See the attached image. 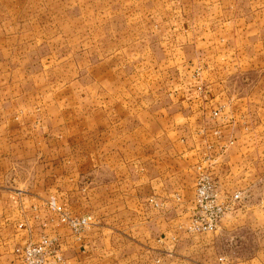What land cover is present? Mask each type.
<instances>
[{
	"label": "crops",
	"instance_id": "1",
	"mask_svg": "<svg viewBox=\"0 0 264 264\" xmlns=\"http://www.w3.org/2000/svg\"><path fill=\"white\" fill-rule=\"evenodd\" d=\"M169 17L160 37L163 78L174 70L180 80L187 78L169 88L170 99H165V82H154L152 68L142 74L135 96L107 98L99 68L93 86L97 98L86 93L75 100L67 92L59 105L63 110L57 100L42 97V85L24 82L19 46H12L20 36L1 29L0 264H11L14 248L38 241L42 233L58 239L66 264H249L242 258L220 262L224 255L186 256L187 251L216 248L223 233L233 237L239 225L248 223L251 209L244 196L216 230H189L199 164H212L226 199L244 190L243 153L237 135L212 116L221 106L215 90L224 85L219 63L217 69L203 67L205 54L221 57L205 49L206 23L201 18L187 29ZM10 23L0 20L1 27ZM168 65L171 69L165 70ZM200 69L206 73L201 77ZM90 86L83 82V92ZM29 171L36 180L33 189L15 177ZM51 197L73 214H93L95 225L76 238L68 226L52 221Z\"/></svg>",
	"mask_w": 264,
	"mask_h": 264
},
{
	"label": "rangeland",
	"instance_id": "2",
	"mask_svg": "<svg viewBox=\"0 0 264 264\" xmlns=\"http://www.w3.org/2000/svg\"><path fill=\"white\" fill-rule=\"evenodd\" d=\"M165 17L179 20L187 29L202 18L206 23L205 49L221 54L217 60L207 54L201 60L210 70L219 63V82L224 86L215 90L214 97L222 105L221 124L240 139V165L244 168L240 175L245 204L251 209L248 223L239 225L233 237L230 232L223 233L216 248L187 251L186 256L224 255L220 262L242 258L249 264H264V0H0V20L14 22L0 26V35L4 29L11 36H20V42L12 46H19L16 56L24 82L42 85V97L57 100L58 106L64 104L67 92L75 100L86 93L87 98H97L93 86L99 68L105 73L107 98L114 94L119 98L135 96L142 74L152 68L154 82H165V99H170L169 88L187 78L180 80L175 70L163 78L160 37L165 32ZM202 71L200 77L206 74ZM83 82L91 84L84 92ZM58 108L63 110L64 105ZM23 175H15L18 183L33 189V171ZM10 183L14 184L12 179ZM54 217L52 221L59 225ZM197 238L192 237V243ZM15 248L11 264H24ZM61 253L66 264L63 250Z\"/></svg>",
	"mask_w": 264,
	"mask_h": 264
},
{
	"label": "built area",
	"instance_id": "3",
	"mask_svg": "<svg viewBox=\"0 0 264 264\" xmlns=\"http://www.w3.org/2000/svg\"><path fill=\"white\" fill-rule=\"evenodd\" d=\"M198 89L200 92L203 91L202 86ZM221 111L222 105L214 109L213 118H219ZM215 132L217 137H221L219 130ZM232 142L222 146V153L227 152ZM211 166V163L199 164L195 179V208L189 230L196 233L216 230L224 216L234 210L244 199L242 190L223 199L219 190V182L212 173ZM47 205L54 214L55 220L68 226L78 239L96 223V218L92 214H73L65 210L54 197L47 201ZM61 251L58 239L48 235L41 236L36 242L28 241L15 248L18 258L24 264H64L65 260Z\"/></svg>",
	"mask_w": 264,
	"mask_h": 264
}]
</instances>
